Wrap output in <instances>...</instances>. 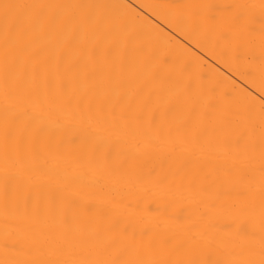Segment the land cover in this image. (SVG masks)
I'll use <instances>...</instances> for the list:
<instances>
[{"label":"bare ground","instance_id":"1","mask_svg":"<svg viewBox=\"0 0 264 264\" xmlns=\"http://www.w3.org/2000/svg\"><path fill=\"white\" fill-rule=\"evenodd\" d=\"M0 264H264V0H0Z\"/></svg>","mask_w":264,"mask_h":264}]
</instances>
